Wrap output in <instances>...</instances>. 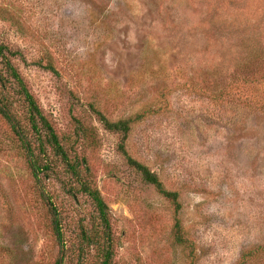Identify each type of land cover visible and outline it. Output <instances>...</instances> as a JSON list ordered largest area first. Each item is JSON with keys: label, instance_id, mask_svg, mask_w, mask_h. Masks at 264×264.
I'll use <instances>...</instances> for the list:
<instances>
[{"label": "rangeland", "instance_id": "rangeland-1", "mask_svg": "<svg viewBox=\"0 0 264 264\" xmlns=\"http://www.w3.org/2000/svg\"><path fill=\"white\" fill-rule=\"evenodd\" d=\"M0 43L22 54L11 62L58 134L74 118L95 130L97 147L78 153L109 211L112 264H236L264 245V0H0ZM90 106L109 121L142 115L126 150L177 192L178 211ZM54 170L35 180L0 117V264H99L80 235L93 209Z\"/></svg>", "mask_w": 264, "mask_h": 264}, {"label": "trees", "instance_id": "trees-1", "mask_svg": "<svg viewBox=\"0 0 264 264\" xmlns=\"http://www.w3.org/2000/svg\"><path fill=\"white\" fill-rule=\"evenodd\" d=\"M14 57L24 61L21 53L11 51L0 43V65L5 76L0 74V117L24 153L28 169L35 180L38 181L40 176L47 177L52 171L55 172V165H59L65 172L64 174L73 181V186H70L71 191L83 195L89 201L93 209L90 216V228L86 231L81 230L80 235L88 247L92 246L96 250L99 264H112L109 211L94 184L85 156L78 153L80 149L85 151L95 149L98 145V136L92 127L77 118L73 119L72 136L58 134L12 64L11 59ZM34 65L54 75L57 74L50 64L42 65L36 62ZM9 89L11 92L8 91ZM17 103L23 111L20 118L15 112ZM90 110L104 130L118 137L116 152L123 158L126 166L139 177L143 184L151 187L159 196L171 203L174 210L178 211L180 202L177 192L167 191L158 176L148 167L133 159L126 150V141L131 128L136 121L141 119L142 115L109 121L93 106H90ZM56 215L52 222L53 230L60 242L62 237ZM174 228L176 229L175 244L186 247L187 241L181 235L177 221H175ZM263 254L264 245L257 246L244 252L236 264H248L251 259ZM54 264H62L61 259L56 260Z\"/></svg>", "mask_w": 264, "mask_h": 264}]
</instances>
